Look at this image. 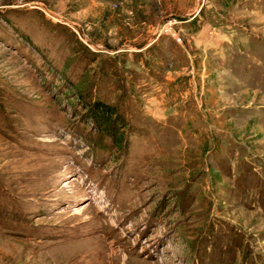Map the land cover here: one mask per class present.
Returning <instances> with one entry per match:
<instances>
[{"label": "rangeland", "instance_id": "obj_1", "mask_svg": "<svg viewBox=\"0 0 264 264\" xmlns=\"http://www.w3.org/2000/svg\"><path fill=\"white\" fill-rule=\"evenodd\" d=\"M0 264H264V0H0Z\"/></svg>", "mask_w": 264, "mask_h": 264}, {"label": "trees", "instance_id": "obj_2", "mask_svg": "<svg viewBox=\"0 0 264 264\" xmlns=\"http://www.w3.org/2000/svg\"><path fill=\"white\" fill-rule=\"evenodd\" d=\"M101 112H102V114H103V113H107V114L109 115L111 111H110V112H109V111H106V112H105V111L101 110ZM105 117H106V116H105Z\"/></svg>", "mask_w": 264, "mask_h": 264}]
</instances>
